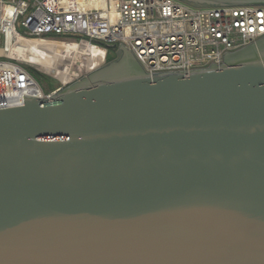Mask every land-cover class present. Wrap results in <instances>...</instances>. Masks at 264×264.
I'll return each mask as SVG.
<instances>
[{"label": "water", "instance_id": "water-1", "mask_svg": "<svg viewBox=\"0 0 264 264\" xmlns=\"http://www.w3.org/2000/svg\"><path fill=\"white\" fill-rule=\"evenodd\" d=\"M120 48L0 112V264H264V38L156 75Z\"/></svg>", "mask_w": 264, "mask_h": 264}, {"label": "built area", "instance_id": "built-area-1", "mask_svg": "<svg viewBox=\"0 0 264 264\" xmlns=\"http://www.w3.org/2000/svg\"><path fill=\"white\" fill-rule=\"evenodd\" d=\"M262 38L263 6L0 0V112L22 107L24 96H55L106 66L111 49L118 57L121 45L156 75L221 66L225 53Z\"/></svg>", "mask_w": 264, "mask_h": 264}, {"label": "rangeland", "instance_id": "rangeland-1", "mask_svg": "<svg viewBox=\"0 0 264 264\" xmlns=\"http://www.w3.org/2000/svg\"><path fill=\"white\" fill-rule=\"evenodd\" d=\"M181 1V0H180ZM181 2H183V3H185V4H187L188 5V3H186V2H184V1H181ZM192 6V5H191ZM117 49L118 48H113V49H111L110 51V55H109V60H111V61H114V60H116L117 59ZM32 72H33V70H32ZM34 75H35V77L36 78H38L39 79V76L34 72ZM82 80V79H81ZM80 80V81H81Z\"/></svg>", "mask_w": 264, "mask_h": 264}, {"label": "flooded vegetation", "instance_id": "flooded-vegetation-1", "mask_svg": "<svg viewBox=\"0 0 264 264\" xmlns=\"http://www.w3.org/2000/svg\"><path fill=\"white\" fill-rule=\"evenodd\" d=\"M261 43H262V42H259V43L257 42V43H256L255 45H253V46L257 47V46L260 45ZM250 47H252V46H250ZM120 56H121V54H120ZM120 56H118L117 59L120 58ZM117 59H116V60H117Z\"/></svg>", "mask_w": 264, "mask_h": 264}, {"label": "trees", "instance_id": "trees-1", "mask_svg": "<svg viewBox=\"0 0 264 264\" xmlns=\"http://www.w3.org/2000/svg\"><path fill=\"white\" fill-rule=\"evenodd\" d=\"M120 54H121V53H120ZM120 54H119V56H120ZM114 61H115V60H114ZM111 62H113V61H111V60L108 59L107 64H109V63H111ZM38 76H40V75H38ZM39 79H40V77H39Z\"/></svg>", "mask_w": 264, "mask_h": 264}, {"label": "bare ground", "instance_id": "bare-ground-1", "mask_svg": "<svg viewBox=\"0 0 264 264\" xmlns=\"http://www.w3.org/2000/svg\"><path fill=\"white\" fill-rule=\"evenodd\" d=\"M16 52H17V54L19 55V47H18V49H17V51H16Z\"/></svg>", "mask_w": 264, "mask_h": 264}]
</instances>
